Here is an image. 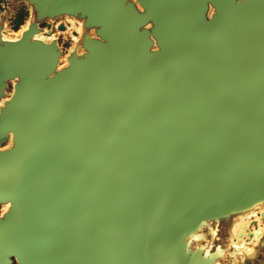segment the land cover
<instances>
[{
  "label": "water",
  "instance_id": "95a60500",
  "mask_svg": "<svg viewBox=\"0 0 264 264\" xmlns=\"http://www.w3.org/2000/svg\"><path fill=\"white\" fill-rule=\"evenodd\" d=\"M12 259L264 264V0H1Z\"/></svg>",
  "mask_w": 264,
  "mask_h": 264
},
{
  "label": "flooded vegetation",
  "instance_id": "af4514ba",
  "mask_svg": "<svg viewBox=\"0 0 264 264\" xmlns=\"http://www.w3.org/2000/svg\"><path fill=\"white\" fill-rule=\"evenodd\" d=\"M24 17H25L24 15L20 14V16L18 17V19L17 18H14L13 19V22L15 23V25H14L15 30H18V28L20 27V25L23 23ZM12 264H16V262H15L14 259H12Z\"/></svg>",
  "mask_w": 264,
  "mask_h": 264
},
{
  "label": "rangeland",
  "instance_id": "374dc122",
  "mask_svg": "<svg viewBox=\"0 0 264 264\" xmlns=\"http://www.w3.org/2000/svg\"><path fill=\"white\" fill-rule=\"evenodd\" d=\"M0 2H1V0H0ZM20 14H22V15H24L25 16V14L24 13H16L15 14V16H14V18H17L18 19V17L20 16ZM19 21V20H18ZM17 21V22H18ZM14 23V22H13ZM14 25H15V23H14ZM11 30H13V31H17V30H15V27L14 26H12L11 28H10ZM60 45L62 46V47H64V45H66V43H64L62 40H60Z\"/></svg>",
  "mask_w": 264,
  "mask_h": 264
},
{
  "label": "bare ground",
  "instance_id": "6f19581e",
  "mask_svg": "<svg viewBox=\"0 0 264 264\" xmlns=\"http://www.w3.org/2000/svg\"><path fill=\"white\" fill-rule=\"evenodd\" d=\"M23 27L24 26H22L21 28H23ZM17 33H19V32H17ZM56 33H58V32H56ZM60 34H61V40L64 42L66 35L64 33H60ZM1 208H2V210H5L6 206L3 205ZM255 241H257V240H254V242Z\"/></svg>",
  "mask_w": 264,
  "mask_h": 264
}]
</instances>
